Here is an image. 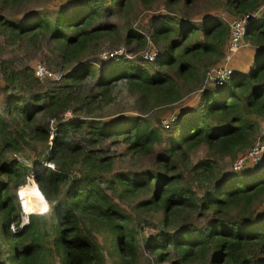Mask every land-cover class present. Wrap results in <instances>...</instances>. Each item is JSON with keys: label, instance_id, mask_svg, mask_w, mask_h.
<instances>
[{"label": "trees", "instance_id": "trees-1", "mask_svg": "<svg viewBox=\"0 0 264 264\" xmlns=\"http://www.w3.org/2000/svg\"><path fill=\"white\" fill-rule=\"evenodd\" d=\"M36 1L0 0L1 11L27 8L0 13V45H46L62 71L40 77L27 62L0 60V264H138L144 250L153 264H264V153L243 169L223 163L264 137V0ZM259 8L244 35L253 66L205 85L228 41L220 11ZM142 10V25L123 21ZM122 42L157 53L149 65L123 54L104 62L101 52ZM193 92L163 127L160 108ZM123 100L133 113L103 111ZM30 179L50 209L12 230ZM40 194L27 205L39 209Z\"/></svg>", "mask_w": 264, "mask_h": 264}, {"label": "rangeland", "instance_id": "rangeland-1", "mask_svg": "<svg viewBox=\"0 0 264 264\" xmlns=\"http://www.w3.org/2000/svg\"><path fill=\"white\" fill-rule=\"evenodd\" d=\"M43 2H44V0H37L33 4L42 5ZM25 5L28 6V4H25ZM35 5H32L31 7H34ZM199 5H200V3H197V2L195 4H192L194 9H197ZM26 9L27 8L24 7L23 5H14L12 7H8L5 10L4 9L2 11L0 10V13H2L3 15H9V16H20L23 13V11L26 10ZM200 11H201V8L198 9L197 11L193 12V13H198ZM148 12H149L148 10H142L139 13H137V15L135 17L134 16H130L128 18H124L123 21L128 19L132 25H142V23H145L146 14ZM205 13L204 14H201V13L194 14V16L196 18H198V20L199 19L201 20V19H204V18L208 17L209 14L205 15ZM260 13H262V8L260 9L259 14ZM220 14H224L225 16H227L226 20L228 21V23L233 17H238V16L231 15V14L228 15V13L221 12V11H220ZM200 16H203V17L200 18ZM118 46L119 47L115 48L114 50H110L109 49V50H106L105 52H104V50H103V52H101L102 59L105 60L104 62L109 61L110 59L108 58V56L111 55V53H113V52L115 53L116 52V54H123L124 58L127 57V58L131 59V58H137V57L139 58V57H141V59L145 61L144 64L149 65L148 59L144 58V56H143L144 51H145V49L155 50L154 45H152L151 42H148V44L145 47H143V48H130L133 45H131V46L129 45L128 46V45H126L123 42L120 43V45H118ZM103 48L107 49L108 48L107 44L102 45V49ZM251 49L252 48L242 50L241 51L242 52L241 55L242 56L247 55L246 57H248V54L251 53ZM47 52H48V49H47L46 45L42 46V47H39V48L35 47V48H31V49H22V50H16V49H14L13 47H11L9 45H5V46H1L0 45V60L5 58V57H9V58H11L12 61L17 62V64H21V63L27 62L33 68H35L37 63H41L51 73L49 76H51L53 79H59L60 78V74L62 72L61 68L58 65L59 63H56L54 60H52V63L48 62L46 60ZM253 53H254V51H253ZM256 56H257V53L252 54L251 57H250L251 60H249V63H245V64L241 63L243 65L240 64V66L238 68H243L244 67V68L249 69L251 66H253ZM97 66H98V64L96 65V67ZM94 78H95V76L92 79L94 80ZM204 82H205V85L213 84V83H209V82L205 81V79H204ZM195 97H196V93L193 92V93H190L187 96H185V98L181 101L180 105H177V103H175L171 107L168 106V107L160 108L162 110L161 111V118L165 117L163 119L164 123L166 124L167 122H170L173 117L175 118V116H176L175 113H177L179 111V107H181V105H183L185 102L193 101ZM116 104L117 105H113V106L108 105V106H106L103 109V111H110L111 109H122V108H129L130 107L129 103L126 104L124 100L121 101V102H117ZM128 111L130 113H133V111L130 110V108L128 109ZM66 115L69 116L70 113L67 112ZM53 123H54V121H53ZM165 124H163V127L166 128L167 126ZM163 130H164V133H166L167 130H165V129H163ZM257 141L264 143V137H263V139H260V138L257 139L256 142ZM223 163L224 164H228L227 165V169L228 170L231 168L232 161L226 162L225 160H223ZM250 165H253V164H250ZM250 165H248V166H250ZM256 172H257V170H255V169L254 170H250L249 173H252V174H250L249 177L255 176L254 173H256ZM33 187L36 188V191H37V189L39 191V187H38L37 183L33 179H30L28 181V183L25 185L23 193H20L21 192V188H20V189L17 190V195L19 197L20 196L24 197V200L26 202L27 212H43L46 209L45 200H43V203H42V205H41V207L39 209L38 208L36 209L35 206H28L27 205L28 202L29 203H34V202L40 200V197L37 194L38 191L37 192H33ZM15 190H16V188L11 192V195L13 197H14V191ZM38 193L40 194V191ZM42 198H43V196H42ZM15 200L16 199L14 197L15 209H16V201ZM48 205H49V203H48ZM121 205L124 208H126L127 210L129 209V204L127 202H121ZM49 209H50V205H49L47 211H45V212H43V213H41V214H39L37 216L46 214L49 211ZM259 209H264V202L261 203V205L259 206ZM16 211H17V209L15 210V212L10 217V219H11L10 227H12V226H14L15 228L17 227L15 225V223L13 222V220H12V217L16 213ZM135 223L141 229H144V231L146 233H149L150 231H153V229L155 228V226L152 224V222L135 220ZM4 257H6V253L5 252H3V253L1 252L0 253V258H4ZM138 264H153L152 263V254L149 251H147V250L142 251L141 252V256H140V260L138 261Z\"/></svg>", "mask_w": 264, "mask_h": 264}, {"label": "built area", "instance_id": "built-area-1", "mask_svg": "<svg viewBox=\"0 0 264 264\" xmlns=\"http://www.w3.org/2000/svg\"><path fill=\"white\" fill-rule=\"evenodd\" d=\"M260 9L253 11L252 13H247L242 16L233 17L229 21V36L228 41L226 43L225 52L222 60L217 65H211L205 74V81L214 84H220L225 79L229 78L234 70V65L236 63L238 52L245 47H249L250 44L245 40V31L248 22L252 16H256L259 14ZM157 51L151 49H145L144 58L151 61L155 58V54ZM116 52L111 53L110 57H114ZM34 71L36 75L40 77H45L46 75H50L51 73L45 68V66L41 63H37ZM67 112L70 113L68 110ZM66 112V113H67ZM174 119V117L172 118ZM171 119V120H172ZM53 123V120L51 121ZM171 122V121H170ZM170 122L164 123L162 119V124H165L168 128L170 127ZM264 152V143L255 142L253 143L244 153H241L238 157H236L232 163L231 168L234 170L241 169L245 165L248 164H256L260 161ZM54 167V164H51ZM22 225L17 226L16 228L12 226L13 230H17Z\"/></svg>", "mask_w": 264, "mask_h": 264}, {"label": "bare ground", "instance_id": "bare-ground-1", "mask_svg": "<svg viewBox=\"0 0 264 264\" xmlns=\"http://www.w3.org/2000/svg\"><path fill=\"white\" fill-rule=\"evenodd\" d=\"M37 191H38V189H37ZM37 191H36V188L33 187V192H37ZM38 192H37V194H38ZM20 193H22V192H20ZM41 198H42V196H41ZM19 199H20V202L22 204V214H21V220H20V224H19V225H21L25 221H29L30 220V214L33 213V212H27L26 202H25L23 196H20ZM42 199L44 200V198H42Z\"/></svg>", "mask_w": 264, "mask_h": 264}, {"label": "crops", "instance_id": "crops-1", "mask_svg": "<svg viewBox=\"0 0 264 264\" xmlns=\"http://www.w3.org/2000/svg\"><path fill=\"white\" fill-rule=\"evenodd\" d=\"M244 49H250V48H243V49H241L239 52H238V54H237V59H236V63H235V65H234V67H239L240 66V64L241 63H243V64H245V63H249V60H251L250 59V57H251V55L252 54H254L253 53V50L251 49V53H249L248 54V57H246L247 55H245V56H242L241 54H242V50H244ZM241 52V53H240ZM251 54V55H250ZM246 57V58H245ZM248 61V62H247ZM243 64H241V65H243ZM243 69H247V68H244L243 67Z\"/></svg>", "mask_w": 264, "mask_h": 264}, {"label": "water", "instance_id": "water-1", "mask_svg": "<svg viewBox=\"0 0 264 264\" xmlns=\"http://www.w3.org/2000/svg\"><path fill=\"white\" fill-rule=\"evenodd\" d=\"M33 178V177H32ZM30 221H25L24 223H22L21 225H24V224H27L29 223Z\"/></svg>", "mask_w": 264, "mask_h": 264}, {"label": "clouds", "instance_id": "clouds-1", "mask_svg": "<svg viewBox=\"0 0 264 264\" xmlns=\"http://www.w3.org/2000/svg\"><path fill=\"white\" fill-rule=\"evenodd\" d=\"M264 153V152H263ZM22 227V226H21ZM13 230V229H12Z\"/></svg>", "mask_w": 264, "mask_h": 264}]
</instances>
